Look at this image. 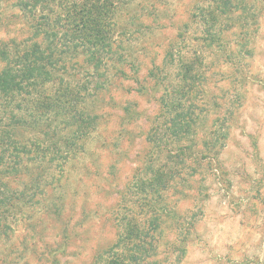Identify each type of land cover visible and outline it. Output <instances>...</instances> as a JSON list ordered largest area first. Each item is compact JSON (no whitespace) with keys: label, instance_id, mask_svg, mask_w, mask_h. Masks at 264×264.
Wrapping results in <instances>:
<instances>
[{"label":"trees","instance_id":"16d2710c","mask_svg":"<svg viewBox=\"0 0 264 264\" xmlns=\"http://www.w3.org/2000/svg\"><path fill=\"white\" fill-rule=\"evenodd\" d=\"M201 2L200 13L190 18L202 27L198 42L204 50L182 55L170 42L162 63L153 64L160 74L155 83L159 115L146 136L148 156L121 193L129 200L117 207L114 241L96 247L88 264H180L186 252L191 229L173 217L169 192L189 196L186 190L193 186L183 176L187 161L195 171L206 160L216 173L229 134L213 126L200 136L208 112L203 116V101L194 103L191 97L202 92L196 81L206 52L223 48V19L245 12L237 0ZM147 5L138 0L16 1L21 35L0 39V264L13 254L15 227L35 211L59 219L66 168L86 152L98 125L90 100L104 92L109 70L126 79L129 58V68L140 67L129 38L143 28L141 18L157 19L158 14L146 12ZM76 67L83 76L69 73ZM154 70L149 76L157 74Z\"/></svg>","mask_w":264,"mask_h":264},{"label":"rangeland","instance_id":"374dc122","mask_svg":"<svg viewBox=\"0 0 264 264\" xmlns=\"http://www.w3.org/2000/svg\"><path fill=\"white\" fill-rule=\"evenodd\" d=\"M16 1L0 0V39L21 35ZM138 1L148 4L146 12L158 14L156 20L141 18L143 28L129 38L140 67L129 68V58L126 79L115 69L106 73L104 92L89 103L99 115L96 130L86 152L66 168L59 219L35 211L17 225L13 254L4 264H88L96 247L114 241L117 207L129 200L121 193L148 156L146 136L159 115L155 83L160 74L153 64L162 63L170 42L182 55L204 50L198 42L202 27L190 18L200 13L202 0ZM237 1L245 12L223 19V48L206 52L203 73L195 79L203 89L191 97L194 103L203 101V116L208 112L200 136L213 126L228 129L217 172L206 160L195 171L187 161L183 176L193 186L186 190L189 196L169 192L173 217L191 229L180 264H264V0ZM150 69L155 76H149ZM68 71L84 74L78 67Z\"/></svg>","mask_w":264,"mask_h":264}]
</instances>
